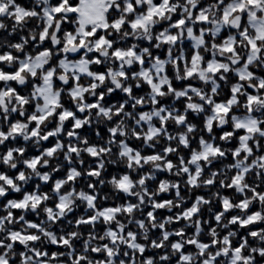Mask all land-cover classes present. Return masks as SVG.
Listing matches in <instances>:
<instances>
[{"label": "snow or ice", "instance_id": "6c2138e0", "mask_svg": "<svg viewBox=\"0 0 264 264\" xmlns=\"http://www.w3.org/2000/svg\"><path fill=\"white\" fill-rule=\"evenodd\" d=\"M0 264H264V0H0Z\"/></svg>", "mask_w": 264, "mask_h": 264}]
</instances>
